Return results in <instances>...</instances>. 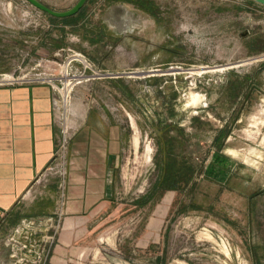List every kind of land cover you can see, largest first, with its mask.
<instances>
[{
  "label": "rangeland",
  "instance_id": "rangeland-1",
  "mask_svg": "<svg viewBox=\"0 0 264 264\" xmlns=\"http://www.w3.org/2000/svg\"><path fill=\"white\" fill-rule=\"evenodd\" d=\"M40 1L67 11L79 0ZM155 1L158 18L88 0L64 23L26 0H0V87L49 86L60 126L54 170L0 220V264H51L74 131L66 117L88 110L121 116L129 137L113 202L72 264H264V52L250 50L264 35V8ZM159 121L185 130L201 171L194 187L149 201Z\"/></svg>",
  "mask_w": 264,
  "mask_h": 264
},
{
  "label": "crops",
  "instance_id": "crops-1",
  "mask_svg": "<svg viewBox=\"0 0 264 264\" xmlns=\"http://www.w3.org/2000/svg\"><path fill=\"white\" fill-rule=\"evenodd\" d=\"M56 107L49 86L0 87V220L54 170L60 141ZM120 117L91 110L66 117L74 131L60 181L63 227L51 264L75 262L82 235L91 233L96 218L113 202L114 177L129 137V126Z\"/></svg>",
  "mask_w": 264,
  "mask_h": 264
},
{
  "label": "trees",
  "instance_id": "trees-1",
  "mask_svg": "<svg viewBox=\"0 0 264 264\" xmlns=\"http://www.w3.org/2000/svg\"><path fill=\"white\" fill-rule=\"evenodd\" d=\"M114 1L131 3L136 8L149 13L155 18H158L161 14V7L155 0ZM245 1L249 2L250 4L257 5V3L251 0ZM262 8H264V6H262ZM79 13L69 18H56L52 16L51 18L56 21L67 23L78 16ZM262 38H264V35H258L254 39L255 44L254 46L250 47L251 52H264V41L262 42L260 40ZM242 82L244 83L245 81ZM238 94H240V91ZM157 127L159 131V134L156 136L158 145V153L156 155L158 158V177L152 185V189L148 192L149 201L156 197H161L168 190L184 192L194 187L196 174L201 171V168H199L196 161L194 160L193 154L188 151L187 143L190 140V136L185 133V130L179 127L177 124L168 123L167 121H159ZM224 133L225 134L221 133L222 137H226V132ZM221 138L218 140L220 141Z\"/></svg>",
  "mask_w": 264,
  "mask_h": 264
},
{
  "label": "water",
  "instance_id": "water-1",
  "mask_svg": "<svg viewBox=\"0 0 264 264\" xmlns=\"http://www.w3.org/2000/svg\"><path fill=\"white\" fill-rule=\"evenodd\" d=\"M35 8L39 9L42 12L49 14L52 17L56 18H69L77 15L87 4L88 0H79L78 3L71 9L67 11H57L44 4L40 0H26ZM259 5L264 6V0H251Z\"/></svg>",
  "mask_w": 264,
  "mask_h": 264
},
{
  "label": "bare ground",
  "instance_id": "bare-ground-1",
  "mask_svg": "<svg viewBox=\"0 0 264 264\" xmlns=\"http://www.w3.org/2000/svg\"><path fill=\"white\" fill-rule=\"evenodd\" d=\"M221 69H222V68H221ZM66 72H67V70H66ZM64 87H65V86H64ZM66 87H67V86H66ZM68 90H70V89H68ZM68 90H67V91H68ZM194 95H195V94H194ZM197 95H198V94H197ZM193 98H194V99H197L198 96H194ZM138 140H139V139H138Z\"/></svg>",
  "mask_w": 264,
  "mask_h": 264
},
{
  "label": "built area",
  "instance_id": "built-area-1",
  "mask_svg": "<svg viewBox=\"0 0 264 264\" xmlns=\"http://www.w3.org/2000/svg\"><path fill=\"white\" fill-rule=\"evenodd\" d=\"M54 86V88L56 89V86L55 85H53ZM66 143V139L64 140V144Z\"/></svg>",
  "mask_w": 264,
  "mask_h": 264
}]
</instances>
